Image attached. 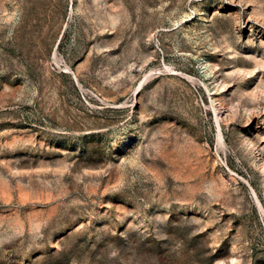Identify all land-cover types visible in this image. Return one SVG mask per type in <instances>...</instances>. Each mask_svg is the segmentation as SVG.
Here are the masks:
<instances>
[{
  "label": "rangeland",
  "instance_id": "374dc122",
  "mask_svg": "<svg viewBox=\"0 0 264 264\" xmlns=\"http://www.w3.org/2000/svg\"><path fill=\"white\" fill-rule=\"evenodd\" d=\"M0 264H264V0H0Z\"/></svg>",
  "mask_w": 264,
  "mask_h": 264
}]
</instances>
